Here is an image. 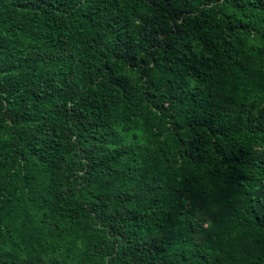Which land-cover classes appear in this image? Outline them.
<instances>
[{
    "label": "trees",
    "instance_id": "16d2710c",
    "mask_svg": "<svg viewBox=\"0 0 264 264\" xmlns=\"http://www.w3.org/2000/svg\"><path fill=\"white\" fill-rule=\"evenodd\" d=\"M0 264H264V0H0Z\"/></svg>",
    "mask_w": 264,
    "mask_h": 264
}]
</instances>
